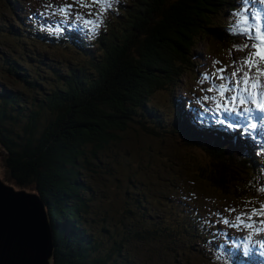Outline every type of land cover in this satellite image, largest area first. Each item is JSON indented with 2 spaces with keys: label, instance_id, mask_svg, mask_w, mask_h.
Listing matches in <instances>:
<instances>
[{
  "label": "trees",
  "instance_id": "trees-1",
  "mask_svg": "<svg viewBox=\"0 0 264 264\" xmlns=\"http://www.w3.org/2000/svg\"><path fill=\"white\" fill-rule=\"evenodd\" d=\"M13 1V20L0 21V145L11 185L36 192L46 205L53 264H189L185 252L199 240L211 243L215 228L170 197L171 180L159 185L156 200L138 191L123 153L125 137L135 126L156 134L165 119L151 97L175 86L201 37L243 45L242 37L229 33L230 18L221 26L220 15L233 12L236 0L116 2L107 11L115 25L88 36L63 18L22 17L20 0ZM37 44L72 50L82 59L54 60L32 51ZM186 118L205 134L200 141L183 129L178 112L174 126L185 143L208 158L195 170L198 180L229 195L244 172H258L257 160L245 158L242 146L216 141L213 129ZM94 185L112 187L103 212L94 207L101 201ZM154 204L164 210L154 212Z\"/></svg>",
  "mask_w": 264,
  "mask_h": 264
},
{
  "label": "rangeland",
  "instance_id": "rangeland-1",
  "mask_svg": "<svg viewBox=\"0 0 264 264\" xmlns=\"http://www.w3.org/2000/svg\"><path fill=\"white\" fill-rule=\"evenodd\" d=\"M10 1L14 3L13 0ZM10 1L0 0V21L8 22L13 20L10 12ZM72 1L73 0H69V3H72ZM20 2L24 8L22 17H24V12H31L34 14L37 11L44 17L60 15L58 13L53 14L57 9L56 3H60L59 0H20ZM130 2L131 0H126L125 5ZM69 3L68 5H70ZM248 6L251 11L259 10L264 13V5H260L257 0H250ZM239 8V4H235L232 13L225 14V16H223L224 13L220 15L222 18V27L227 24L225 21L227 18H230L229 23H232V14ZM73 10H75V20L77 15H83L86 19H96V16H87L88 9L86 8H79L74 5ZM96 10L97 9L95 8L93 9V11ZM76 23L82 34L89 32L84 29L82 23L77 20ZM113 25H115L114 20H110L102 34H106V32L110 31ZM100 26L97 30H100ZM221 30L223 29L221 28ZM203 38H205V35L195 43L191 54L188 56L189 59H187L186 63L181 65L183 72L178 78L175 86H166L161 90H156L151 97V103L160 108L161 115L165 119V122L160 128L156 129L155 135L147 134L140 126H135L136 130L130 129L125 137V152L123 153L128 156L131 163V167H129L128 170L135 175L136 184L140 187L138 191L143 190L147 195L152 194V197L156 200V196L159 193V185L163 183V181L171 180L175 186L170 191H167L170 197L174 200L189 204L194 208V211L199 218L208 219V216L214 214L216 211H220L224 215H234L241 211L243 204L250 205L245 201L253 198V186L263 185L264 177H260L255 173L248 174L247 172H244L239 178L240 182H237L235 185V190L243 189V191H238L236 192L238 195H235V190L231 189L229 191L230 194L225 195L219 189L207 182L198 180L195 176V170L200 162L207 165L208 158L204 156L205 153L201 148L187 145L179 128L174 126L175 117L178 114L176 106L179 108V113L182 116V127L186 131L189 127H193V124L186 118V114H189L190 111L194 109L199 112L198 116L200 119H203L208 125L213 124L221 126L225 122H228L229 125V121L224 119V115L226 114L222 113L214 116L213 113L205 111V109L212 108L214 105L211 101L207 103L203 102L202 97L204 95H215V93H208L206 91V89L210 87V82L201 84L200 80L202 74L206 72L211 74L220 67H225L226 72L224 74L226 76H231V73L236 67H241L239 62L247 57L251 50L249 48L240 51L232 48L230 44L221 42L218 39L207 37L202 40ZM0 40L3 41L1 38ZM94 40L97 42L96 38H94ZM32 51L45 54L54 60L61 59L64 62L76 63L82 59L79 54L72 52V50L56 48L49 49L46 46L39 44H37ZM230 51L231 55H229ZM193 53H195V55L192 58ZM214 61H220V63L216 64L214 67ZM233 61H236L237 63L234 65ZM261 66H264V63H262ZM243 70L248 71L247 68H244ZM255 74L256 69L253 68L250 75L255 76ZM214 82L216 84L221 83L218 79H215ZM226 95H231V93H227ZM242 110L243 108L240 109V111ZM253 117H255V115H253ZM141 121L146 125V121ZM250 122L255 123V119H250ZM147 126L150 130L155 129L153 120H149ZM241 128L243 127L238 125L229 127L233 132L231 134H235L233 137L246 134L251 146L257 147L264 152V127L261 128V125L257 124L256 129H244L245 132H241ZM231 134L227 131V136L222 134V138L230 139ZM192 135L199 138L200 141H203L205 136L197 133H192ZM219 139L220 137L215 136V140ZM252 142H256V144L252 145ZM251 146L249 147L251 148ZM5 153L6 152H2L0 156V177L5 183L11 184L8 177V171L4 164ZM259 166L264 170V166L261 164H259ZM103 181L109 186L113 185V183L106 178L103 179ZM94 188L101 199V201L97 200L94 203V207L103 212L108 205L107 202L112 200V187L102 190L100 186L94 185ZM229 208L235 209V211L231 213L225 211V209ZM153 209L154 212H162L164 210L163 208L156 207L155 204L153 205ZM219 229L223 234L231 232L227 226H219ZM244 235L245 234H241V237H244ZM196 244L197 242L193 243L191 245L192 250L189 249L185 252L183 262L189 264H229L227 260L223 258L221 251H215L207 242L199 240L198 246ZM236 244L237 241L228 244L221 243L220 247L225 254L226 250L239 253L238 258L244 259L247 264H264V245L262 250H259L258 247L254 246L250 252L244 247L237 248Z\"/></svg>",
  "mask_w": 264,
  "mask_h": 264
},
{
  "label": "snow or ice",
  "instance_id": "snow-or-ice-1",
  "mask_svg": "<svg viewBox=\"0 0 264 264\" xmlns=\"http://www.w3.org/2000/svg\"><path fill=\"white\" fill-rule=\"evenodd\" d=\"M113 2L114 0H73V4L59 7L53 14L58 13L66 20L74 5L88 9L87 16H96V19H86L83 15H77L76 20L82 23L84 29L94 35L102 23L101 17L113 7ZM115 2H118V0H115ZM249 2L250 0H240V8L232 14L233 19L228 30L230 34H239L244 39L245 42L242 46H239L238 50L243 51L250 48V54L239 62L241 67H236L231 76H226L224 74L226 68L220 67L211 74L207 72L202 74L200 83L210 82V87L206 91L215 93V95H204L202 97L203 102L211 101L214 105V107L207 108L205 111L213 113L214 116L222 113L226 114L224 119L229 121V127L238 125L245 130H254L257 125L251 123L250 119L264 120V84L260 82V78L264 77V68L260 67L264 63V13L259 10L251 11L247 7ZM257 2L264 5V0H257ZM94 8L97 10L93 11ZM229 55H231V51ZM219 63L220 61H214L213 66L215 67ZM236 63V61H233L234 65ZM244 68H247L248 71H244ZM253 68L256 69L255 76L250 75ZM215 79L220 80L221 83L216 84ZM227 93H231V95H226ZM247 105L254 106L258 115L253 117V108L247 107ZM241 108H243L242 111H240ZM258 191L264 193V187L259 188ZM225 211L231 213L235 209L229 208ZM260 216H264V203L260 205L259 209L252 208L250 214L241 213L231 222L228 219H224L222 222L233 228L243 227L248 229L254 235L264 231V220L259 222V228L251 222L253 217ZM202 223L206 222L202 221ZM246 239L251 242L252 235L247 236Z\"/></svg>",
  "mask_w": 264,
  "mask_h": 264
},
{
  "label": "water",
  "instance_id": "water-1",
  "mask_svg": "<svg viewBox=\"0 0 264 264\" xmlns=\"http://www.w3.org/2000/svg\"><path fill=\"white\" fill-rule=\"evenodd\" d=\"M2 152L0 145V156ZM53 258L52 224L44 201L0 177V264H53Z\"/></svg>",
  "mask_w": 264,
  "mask_h": 264
},
{
  "label": "bare ground",
  "instance_id": "bare-ground-1",
  "mask_svg": "<svg viewBox=\"0 0 264 264\" xmlns=\"http://www.w3.org/2000/svg\"><path fill=\"white\" fill-rule=\"evenodd\" d=\"M247 107H250V108H253V115H255V116H257L258 114L255 112V110H254V106H252V105H247ZM261 121V120H260ZM259 130V129H258Z\"/></svg>",
  "mask_w": 264,
  "mask_h": 264
}]
</instances>
